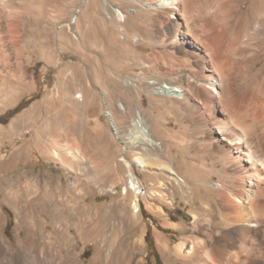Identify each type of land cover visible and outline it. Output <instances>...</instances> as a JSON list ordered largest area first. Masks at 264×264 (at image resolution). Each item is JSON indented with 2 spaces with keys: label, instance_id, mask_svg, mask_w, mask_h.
<instances>
[{
  "label": "rangeland",
  "instance_id": "obj_1",
  "mask_svg": "<svg viewBox=\"0 0 264 264\" xmlns=\"http://www.w3.org/2000/svg\"><path fill=\"white\" fill-rule=\"evenodd\" d=\"M103 1H107V9ZM143 1L0 0V52H6L13 61L9 31L15 23L23 53L20 85L15 84L12 69L0 57V179L18 172L38 175L40 179L28 186L21 184L27 189L21 206L29 204L24 213L0 199V233L13 246L14 255L13 260L0 253V264L17 260L15 264H27V247L21 255L17 252V234L32 243L35 237L39 238L35 229L41 221L48 222L43 237L56 234L54 223L33 212L34 204L48 198L54 203L64 200L68 207L78 196L82 198L77 200L74 221L93 227L97 233L89 237L92 240L79 239L76 250H84L83 264H94L91 258L98 246H93L94 242L98 244L112 229L121 233L119 223L129 225L134 219L133 194L124 163L131 165V173L142 183L143 192L165 193L159 200L139 197L140 225L133 233L145 238L147 264H155V254L158 264H183L174 261L170 254L163 256L154 237L160 236L171 249L178 242L187 243L197 235L192 223L198 209H214L212 223L217 224L218 231L223 230L212 187L220 181V167L215 165L207 147L208 127L181 101L158 93L150 84H180L181 78L176 76L181 68L179 61L195 65L193 49L169 45L176 20H170L165 10L142 7ZM193 1L182 0L180 12L175 15L178 20L184 13L182 8L191 7ZM112 9L125 17L115 18ZM74 20L75 24H71ZM168 55L172 58L166 59ZM261 58L260 65L264 66V55ZM109 110L126 143L115 139L106 115ZM137 116L147 125L157 147L143 144L134 126ZM52 152H57L66 165ZM136 156L150 167L143 168ZM166 165L179 176L177 184L166 175ZM76 175L77 188L67 189ZM62 218L57 226L75 236L82 224L77 227L67 216ZM28 223L37 224L33 229ZM42 239L36 244L40 250Z\"/></svg>",
  "mask_w": 264,
  "mask_h": 264
},
{
  "label": "bare ground",
  "instance_id": "obj_2",
  "mask_svg": "<svg viewBox=\"0 0 264 264\" xmlns=\"http://www.w3.org/2000/svg\"><path fill=\"white\" fill-rule=\"evenodd\" d=\"M181 3L182 0H145L141 3L144 8L156 7L162 11L165 10L170 20H176L173 25L175 32L173 31L172 37L167 39L168 44L192 48L191 56L196 63L188 65L185 63L186 60L179 61L181 68L176 76L181 78V82L176 86L175 83L166 84V82L150 84L158 93L174 96L181 101L191 114L201 118L208 127L207 147L211 149V157L215 165L220 167V181L212 187L213 191H216L220 224L224 228L222 231L217 230V224H213L211 219L215 210L206 206L193 213V230H197L195 231L197 235L187 240V243L186 241L178 242L171 249L168 243L166 244L164 239L157 235L154 237L155 242L163 256L170 254L174 261L179 260L183 264H264V66L260 65L261 57L264 55V0H213L212 3L209 0H194L191 7L182 6L184 13L178 20L175 15ZM103 6H106V9L109 7L107 1H103ZM111 12L117 19L125 17L119 10L112 9ZM249 27L251 31L248 30ZM9 34L13 46V61L3 51L0 52V57L12 69L15 84L20 85L23 81V53L20 46V31L15 23L10 25ZM171 58L168 55L166 59ZM196 89L197 96L194 94ZM120 108L123 111V107ZM109 113V122L114 125L122 141L126 143L124 136L119 133L118 127L114 124L112 111L109 110ZM135 118L134 126L140 133L143 144L149 148L157 147L148 132L147 125L140 121L139 116ZM52 155L61 164L66 165L57 152H52ZM136 160L143 168L149 166V163L141 156H136ZM156 163L159 165V162ZM124 164L129 173V190L133 194L134 219L129 225L124 222L119 223L121 233L112 232V229L111 234H105L98 244L94 242L93 246L98 245L91 258L94 264H147L145 256H147L148 246L145 238L143 234L136 237L133 233L140 225L139 197L145 195L150 199L159 200L165 197V193L143 192L142 183L131 173V165ZM164 168L167 170H165L166 175L168 177L170 175V179L177 184L179 176L175 171L167 165ZM160 173L158 171V174ZM38 180H40L38 175L23 172H18L13 177L0 179V199L12 203L19 212H23L28 202L21 206L27 194L26 186L23 188L21 184L24 182L28 186L29 183L35 184ZM180 182L183 181L180 180ZM77 185L76 175L66 188L76 189ZM166 185L168 186V182ZM79 198L82 196H78L73 205L68 207L65 206L68 202L64 203V200L54 203L47 200L48 198L42 203L34 204L33 212L36 215L46 216L51 223H54L56 234L43 237V229H46L48 222L39 223L41 226L35 229V233L39 235V238L43 237L40 241L42 242L41 250L36 245L39 244V238L35 237L34 242L31 243L27 239H21L17 234V252L21 255L27 247L25 251L28 250V252L24 253H29L27 264L84 263L81 256L85 252L76 250L77 242L79 239L84 242L92 240L89 237L95 234L96 230L90 226L84 227L79 220L74 221L73 216ZM64 215L72 225L82 224L80 227L77 226L78 230L75 227L77 230L75 236L68 229L61 231L57 226ZM35 224L37 223H28V226L34 229ZM12 247L0 233V253L14 260ZM17 261L8 264H15Z\"/></svg>",
  "mask_w": 264,
  "mask_h": 264
},
{
  "label": "built area",
  "instance_id": "obj_3",
  "mask_svg": "<svg viewBox=\"0 0 264 264\" xmlns=\"http://www.w3.org/2000/svg\"><path fill=\"white\" fill-rule=\"evenodd\" d=\"M76 19H77V17H75V20H76ZM75 20H74V22L72 21L71 24H75ZM106 115H107V119H108L109 116H110V113L107 112ZM110 127H111V129H112V131H113V135H114L115 139H116V140H119V141H122V139H121L120 135L118 134V131L115 129L114 125H112V124L110 123ZM119 137H120V138H119ZM122 142H123V141H122Z\"/></svg>",
  "mask_w": 264,
  "mask_h": 264
},
{
  "label": "trees",
  "instance_id": "obj_4",
  "mask_svg": "<svg viewBox=\"0 0 264 264\" xmlns=\"http://www.w3.org/2000/svg\"><path fill=\"white\" fill-rule=\"evenodd\" d=\"M146 238H148V236H146ZM154 258H155V264H158V260H157L158 256L156 254L154 255Z\"/></svg>",
  "mask_w": 264,
  "mask_h": 264
}]
</instances>
